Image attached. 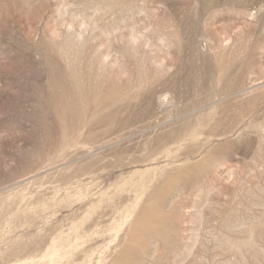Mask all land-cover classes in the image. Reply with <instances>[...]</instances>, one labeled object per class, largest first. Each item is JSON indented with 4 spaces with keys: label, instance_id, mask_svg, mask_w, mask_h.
Listing matches in <instances>:
<instances>
[{
    "label": "rangeland",
    "instance_id": "1",
    "mask_svg": "<svg viewBox=\"0 0 264 264\" xmlns=\"http://www.w3.org/2000/svg\"><path fill=\"white\" fill-rule=\"evenodd\" d=\"M0 264H264V0H0Z\"/></svg>",
    "mask_w": 264,
    "mask_h": 264
}]
</instances>
